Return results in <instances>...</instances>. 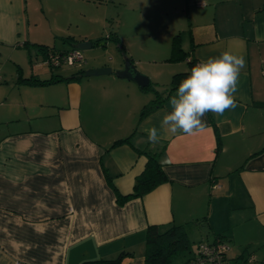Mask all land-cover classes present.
Listing matches in <instances>:
<instances>
[{"label":"crops","instance_id":"0c3cea01","mask_svg":"<svg viewBox=\"0 0 264 264\" xmlns=\"http://www.w3.org/2000/svg\"><path fill=\"white\" fill-rule=\"evenodd\" d=\"M184 5L187 38L179 40L187 59L198 63L224 51L245 57L237 106L223 116L207 113L201 135L161 129L152 144L143 130L160 129L177 89L139 120L150 100L135 82L115 75L124 58L94 59L92 52L83 69L113 71L19 82L50 78L56 69L42 68L39 49L40 62L30 58L37 42L28 39L25 0H0V57L15 66L5 70L0 63V264H81L120 252L131 255L118 264H144L146 227L172 223L184 224L188 239L206 230L212 238L197 242L227 243L231 264H264V106L258 105L264 102V0ZM68 45L54 48L75 46ZM130 56L134 65L140 62ZM129 135V143L110 147ZM144 150L171 159L163 168L168 179L119 205L114 188L132 191L147 161Z\"/></svg>","mask_w":264,"mask_h":264},{"label":"rangeland","instance_id":"374dc122","mask_svg":"<svg viewBox=\"0 0 264 264\" xmlns=\"http://www.w3.org/2000/svg\"><path fill=\"white\" fill-rule=\"evenodd\" d=\"M185 3L186 0H25L28 39L47 48L68 47V43L62 40L67 35L93 42L99 39V43L93 44V47L81 49L84 58L90 52L92 58L100 57L102 60H110L115 55L121 59L134 55L140 61L135 65L136 68L150 80L149 86L142 91L148 101L157 97L155 91H158L160 98L164 96L173 73L187 69L186 60L170 59L174 38L181 34L182 40L187 38V17L182 13ZM182 29H185L184 33H180ZM113 32L120 37L128 56L123 57L117 43L108 37ZM31 46L36 47V50H31L30 58L40 62V56H35L39 46ZM181 47L188 49L186 43L184 46L181 43ZM87 61L83 62V68L88 66ZM0 63L5 70L15 69L3 56L0 57ZM42 66L43 69L48 68L47 65ZM54 68V73L62 76L80 69L79 66L66 63ZM15 92L13 95L17 97L18 93ZM4 129L6 126L1 130ZM201 232V235L196 232L189 236L191 250L196 247L199 238H212L206 230ZM189 254L184 252L177 255L173 263H179Z\"/></svg>","mask_w":264,"mask_h":264},{"label":"trees","instance_id":"16d2710c","mask_svg":"<svg viewBox=\"0 0 264 264\" xmlns=\"http://www.w3.org/2000/svg\"><path fill=\"white\" fill-rule=\"evenodd\" d=\"M108 37L113 39L117 43L118 48L120 50L124 51L123 44L121 43V40L116 33L110 34ZM179 38L180 37H175L172 42V48H171L172 53L170 59L186 60L187 69L184 71L173 73L170 80V86L167 89L164 96L162 95L160 98V94L158 93V91H155L157 97L151 99L147 104H145L141 108L139 113V120L148 113H150L151 111H153L154 109H156L157 107H159L162 104V102L166 99L169 92L178 88L180 82L190 73L191 68L196 64L193 59H187L188 52L181 47ZM62 40L69 44L75 45L78 39L74 38L71 35H67L62 37ZM96 43H99V39L94 40V42L92 41V45ZM33 45L41 47V48L38 47V49L41 50L42 53H44L45 58L47 57L49 52H65L72 48H75L74 46L68 50H58L55 49L54 47L47 48V46L43 44L37 43ZM43 48H45V50H43ZM82 64L81 66H79L80 69L74 73H71L70 76L52 75L50 78L47 79H38L33 76H30L28 78L20 77L18 81L29 84H37V83L49 84L63 79L66 80L69 78H79L83 75L84 71L86 70L82 68ZM47 67H49L50 69H55L54 66H51L49 64L47 65ZM149 84L143 90H145L149 86ZM258 105L264 106V102H258ZM129 137L130 135L116 139L115 141H113L110 147L122 143H129ZM139 152L144 153L147 157L145 167L143 171L138 176H136L131 192L122 194L114 188L116 201L119 205L124 204L129 199L143 196L144 194L151 191L156 186L165 182L168 179L165 172L163 171V168L161 167V164L159 163L161 152L147 151V150L139 151ZM107 181L110 184L111 180L109 177H107ZM201 241L208 242L212 245L214 243H218L220 240H215V241L200 240L197 242V244ZM196 247L191 250L190 241L188 239L186 227L184 224H175V223L169 225L149 224L145 229L144 264H174L173 260L177 255L184 252H189L190 253L188 255L189 257L184 263V264H188L191 263V261L195 259L196 254H198ZM127 255H131V253L120 252L116 257L111 259L89 260V261H83L81 264H118ZM222 260L225 262V264H231V262L226 256V252L223 253Z\"/></svg>","mask_w":264,"mask_h":264},{"label":"clouds","instance_id":"9594fccd","mask_svg":"<svg viewBox=\"0 0 264 264\" xmlns=\"http://www.w3.org/2000/svg\"><path fill=\"white\" fill-rule=\"evenodd\" d=\"M245 66V57L230 51L196 63L170 98L171 111L163 115L160 129L152 126L143 130L147 133V142L158 143L162 138L161 129L189 137L206 132L207 122L203 118L207 113L223 116L237 106L236 94ZM159 163L164 168L172 161L165 157Z\"/></svg>","mask_w":264,"mask_h":264},{"label":"built area","instance_id":"2783aa9c","mask_svg":"<svg viewBox=\"0 0 264 264\" xmlns=\"http://www.w3.org/2000/svg\"><path fill=\"white\" fill-rule=\"evenodd\" d=\"M84 62V57L80 49L72 48L65 52H49L44 59L46 65L59 66L62 63L68 65L81 66ZM219 187V185H215ZM228 249V245L223 242L210 244L208 242L201 241L197 244V253L195 259L188 264H225L222 260L223 253ZM14 264H29L20 261H15Z\"/></svg>","mask_w":264,"mask_h":264},{"label":"water","instance_id":"95a60500","mask_svg":"<svg viewBox=\"0 0 264 264\" xmlns=\"http://www.w3.org/2000/svg\"><path fill=\"white\" fill-rule=\"evenodd\" d=\"M92 41L89 39L77 40L75 47L78 49H85L91 47ZM113 70L111 67L102 66L97 68L86 69L83 73L84 76L91 75H100V74H109ZM115 75L120 78H125L131 80L137 84L139 89L143 90L149 84V77L140 72L136 66L134 65L131 58L127 57L124 59V66L122 69H118L114 71Z\"/></svg>","mask_w":264,"mask_h":264}]
</instances>
